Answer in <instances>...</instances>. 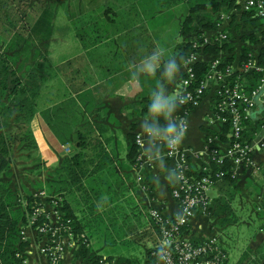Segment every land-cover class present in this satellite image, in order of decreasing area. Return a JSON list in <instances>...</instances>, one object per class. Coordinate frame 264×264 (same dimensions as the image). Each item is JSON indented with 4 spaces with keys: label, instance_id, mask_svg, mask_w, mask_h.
Wrapping results in <instances>:
<instances>
[{
    "label": "crops",
    "instance_id": "obj_1",
    "mask_svg": "<svg viewBox=\"0 0 264 264\" xmlns=\"http://www.w3.org/2000/svg\"><path fill=\"white\" fill-rule=\"evenodd\" d=\"M51 6V39L37 44L17 64H22L19 74L28 72L45 80L30 122L36 139L32 165L46 173L49 190L56 193L61 188L80 222L82 235L105 237L88 244L82 252L78 243L62 235L59 264H91L93 256L100 257L99 264H127L122 259L145 264V254L141 262L133 254L115 257L100 251L114 243L107 235H123L122 250L135 253L137 249L126 248V238L137 247L142 241L131 239L129 234L142 233L155 243L157 233L151 226L150 211L158 210L167 218L179 213L171 198L175 159L166 154V139L180 133V123L157 116L162 105L176 100L179 93L185 64L177 57L183 48L192 41L209 45L220 30L202 32V37L184 34L182 26L189 13L185 1L168 5L165 0H28L24 8L35 13ZM57 20L66 33L56 37ZM158 21L174 22L178 26L174 42H178L177 37L180 42L160 45L165 37L157 41L148 29ZM5 43L0 39V53L5 51ZM212 58L200 53L197 62ZM213 101L212 90L184 117L187 130L177 137L193 173H201L208 165L205 145L210 136L216 138L210 134L215 131L210 126ZM262 116L256 107L250 117L261 121ZM263 129L256 134L255 143L264 140ZM137 137L142 139L141 147L136 144ZM134 152L132 160L129 156ZM74 155L79 158L77 184H71V177L67 179L65 174L56 180L55 172H62L63 162ZM237 173L236 179L225 178L210 190L215 192L214 197L209 196L210 215L194 219L188 237L197 241L215 237L225 253V264H264V149L259 144L254 145L252 165ZM34 197L41 199L39 193ZM49 200L47 205L41 203L48 211ZM50 221L55 225L59 222L55 216ZM20 238V264H51L41 253L44 237L24 223ZM106 241L109 243L103 244Z\"/></svg>",
    "mask_w": 264,
    "mask_h": 264
},
{
    "label": "trees",
    "instance_id": "obj_2",
    "mask_svg": "<svg viewBox=\"0 0 264 264\" xmlns=\"http://www.w3.org/2000/svg\"><path fill=\"white\" fill-rule=\"evenodd\" d=\"M165 1L168 5L183 1L187 3L189 13L183 23L182 31L184 34L190 33L195 35V37H202L201 33L205 31L217 32V24L220 23V16L223 14L229 15L228 13L231 9L237 10L234 0ZM24 2H28V0H0V39L6 42L5 51L0 53V78L3 76L0 81V128L2 122L11 120L14 111L17 113L14 120L17 123L21 122L25 124V126L21 127V139L11 134V136L0 134V264H20L23 261V256L21 257V248L23 246L20 243V225L27 224V219L31 217L38 207H41L40 200L29 196L24 202L22 197L14 195L8 183H2L1 181L3 176L8 177L11 175L9 169H11L12 165L8 158L14 152L13 145L15 140L18 141L19 145L25 143L31 144L32 146L35 145L28 124L36 113L37 102L40 96V86L37 82L41 76L35 77L30 74V76L24 74L18 76L22 69V64L18 66L17 64L20 61V57L24 55L28 56L33 47L35 48L37 44L48 42L53 34V6H51L52 8L40 9L35 13H30L25 10ZM235 20H238L239 24L231 26L235 24ZM232 29L238 32V40L245 43V45L241 44L239 52L235 50L236 43L232 41L235 37L231 33ZM218 33H225L226 39L218 42L214 41L202 49L196 50V53L198 55L200 53H208L213 58L221 57V66H219L221 71H224L226 66L238 67L241 71L235 70L232 82L240 81L244 85L246 92L251 93L259 89L264 77V26L260 23V20L249 12L239 11L238 14L230 13L227 25L223 28L222 32L219 31ZM183 50L177 58L180 59V63L183 62L185 64L189 56L187 53L192 50L191 42L186 44ZM250 59L255 60L257 67L263 71L250 70L243 72L242 67L248 64ZM211 62L212 60L206 63L197 62L194 64L193 71L195 78L187 91L193 92L199 86L200 82L205 79L209 72ZM8 74L13 78L10 83H7ZM23 78L26 81H23ZM183 78H185L184 74L182 76ZM208 93L205 94V97ZM9 100L11 103L13 102L12 106L14 108L5 102ZM261 100H264V96ZM211 107L214 109V101ZM193 109L190 103L181 104L176 99L162 105L161 113L157 117H165L167 120L176 117H186ZM260 114L264 115V112ZM262 117L263 119L261 121L251 120V117L247 118L244 122L245 132L242 138L243 141L250 144L254 142L256 134L258 132L260 133L262 128H264V116ZM228 130L229 125L222 124L219 136L216 135L223 143L227 144L230 142V139L225 137V133ZM135 155L134 152L129 157L133 160L136 157ZM78 159V155H74L72 158L63 162L65 167L61 173L65 174L67 179L71 177V184H77L78 181L75 180V169L78 166ZM212 169L215 172L220 171L218 168L212 167ZM196 175L203 176L202 173H196ZM55 194L59 198L55 196L49 200V204L52 203V200L57 202L58 210H60L61 225L66 228L67 233L73 235L74 241L80 245V250L86 252L88 237L82 235L79 220L74 215L70 205L64 200V194H62L61 188ZM150 222L152 228L158 233V228L154 226V222L151 219ZM43 223L41 218H37L32 228L41 226ZM81 236H84V238H81ZM149 251L146 253L145 264H148L147 256ZM99 260L100 257L93 256L90 259V263L99 264ZM121 261H126L127 264L133 263L128 259H122Z\"/></svg>",
    "mask_w": 264,
    "mask_h": 264
},
{
    "label": "built area",
    "instance_id": "obj_3",
    "mask_svg": "<svg viewBox=\"0 0 264 264\" xmlns=\"http://www.w3.org/2000/svg\"><path fill=\"white\" fill-rule=\"evenodd\" d=\"M234 2L238 11L254 14L264 26V0H234ZM227 21L228 16H220V23L217 24L220 32L223 31ZM225 39V33H216L211 43ZM197 45L192 43V50L185 63V78L180 81V91L176 99L181 104L190 103L193 108H196L201 105L205 94L213 90L214 111L210 126L215 131L210 134L219 136L221 125L228 124L229 130L225 133V137L230 139V142L223 143L217 136L216 138L210 136L207 139L205 149L208 154V165L201 170L203 176H197L191 171L186 153L179 149L177 143L178 135L187 130L184 117L174 118L180 123L178 128L180 133L166 139V154L170 159H175L171 198L178 204L179 213L167 218L158 210L149 212V217L154 222V226L158 228V233L155 244L147 256L148 264H225L226 256L217 239L215 237H209L202 241L191 239L188 237V227L191 226L194 219L210 215L212 200L208 193L216 183L225 178L236 179L239 169L252 165L254 145L259 144V147L264 149V140L252 144L242 140L245 132L244 122L256 107L254 100L264 85V77L259 89L248 93L240 81L232 82L235 70H241L236 66H226L225 70L221 71L219 69L221 57H215L210 63V69L205 79L193 92L187 91L195 78L193 66L197 63L199 56L196 50L205 47ZM242 68L243 72L263 71L257 67V63L253 59H250L249 63ZM136 144L141 147L142 139L140 137H137ZM140 160L141 157L138 158V162ZM211 166L220 169V171H213ZM49 206L48 211L41 204V207H38L28 218V226L32 228L35 220L41 218L44 223L32 228L38 235L46 239L41 253L48 257L51 264H59L63 255L62 235H67L74 243L75 241L73 235L67 233L61 222L55 225L50 221L51 216L58 208L57 202L52 200Z\"/></svg>",
    "mask_w": 264,
    "mask_h": 264
},
{
    "label": "rangeland",
    "instance_id": "obj_4",
    "mask_svg": "<svg viewBox=\"0 0 264 264\" xmlns=\"http://www.w3.org/2000/svg\"><path fill=\"white\" fill-rule=\"evenodd\" d=\"M27 3L28 2H24V5H26ZM168 12H169V10L165 11V13H168ZM230 13L231 14H233V13L238 14L239 11L231 9L228 14L230 15ZM229 15H226V16H228V20H229ZM238 20L237 21L235 20L234 21L235 24H232L231 26H235V25L239 24ZM227 23H228V21H227ZM61 26H62V24H60V22L58 20H57V23H54V27H55L54 28V31H55L54 35L56 37L62 36L66 33L64 28H61ZM148 29L150 32L154 33L157 41H158V38L160 36L165 37V40L161 41L160 45H166L168 42H170L172 45H174V44H177L178 42H180V37H177V39H176V41L178 40V42H176V43L174 42V36L177 34L178 26H176V24H174V22H172V21L153 22L152 24L148 25ZM73 32H75V30H73ZM214 33H216V32H214ZM231 33L233 34V36H235L234 39L232 40V41H234V43H236L235 44V46H236L235 50L237 52H239L240 51L239 48L241 47V44L245 45V43H243L241 40H238V32H236L235 29H232ZM191 43H193V41ZM237 47H239V48H237ZM44 70L48 74H50V71H49L50 69L47 68L46 66H44ZM22 74H18V76H22ZM29 74H31V73H28V72L24 73V75L30 76ZM52 74H54V71L52 72ZM2 77L3 76H1L0 81L2 80ZM12 79H13L12 76L10 74H8L7 75V83H10L12 81ZM23 81H26V79L23 78ZM44 82H45V80H40L37 83L39 86H41V85H43ZM42 98H44V97H42ZM5 102H7L8 105L12 106L13 102L11 103L10 100L5 101ZM43 102L44 101H40V103H43ZM12 107L14 108V106H12ZM16 115H17V113H16V111H14L10 121L2 122V125L0 128V134H5L8 136L14 135V137L21 139V135H22L21 127L25 126V124L21 123V122L17 123L14 120ZM28 126H29V130L31 132V135L33 134L32 139H33V142L35 143L36 139L34 136L33 127H31L30 123L28 124ZM12 138H13V136H12ZM37 138H38V136H37ZM72 142L77 143V140L74 139ZM13 146H14V152L12 153L11 157L8 158V160L10 161V164L12 165L11 169H9V171L11 172V175L8 177L3 176L1 178L2 183H8V186L11 187V190H13V192L16 193L18 195V197H22L24 202L26 201L27 197L31 196V197L35 198L34 196L38 195V193H39V196L41 198L40 199L41 203L46 202L45 205H47L48 199L55 197L56 194L54 193V191L49 190L48 185L45 184V180L47 179L45 177L46 173L42 169H40L41 167L38 166L36 169H34L35 167L33 168V165H32L33 162L32 161L34 160V157H35L34 151L36 150V148H34V147H36V143L33 146L31 144H28V143L19 145L18 141L15 140ZM27 155H29L30 158L29 157L26 158ZM61 175L63 176V173L58 172V171L55 172V179L59 181L62 177ZM208 195L210 197H214L215 192H213V191L209 192ZM56 197L59 198L58 196H56ZM23 207H24V205H23ZM58 209L59 208H57L55 210V213L53 214V216L57 217L58 221L61 222V218L59 215L60 210H58ZM127 212L129 214H132L131 213L132 211L131 212L127 211ZM130 218L131 217L128 216V219H130ZM28 223H29V221L27 219V225H28ZM128 225H130V223H128ZM231 233H232L231 235H233L234 232L231 231ZM129 235H130L131 239H135L138 242L142 241V245L137 247L133 244L132 240H130L129 238H126V241L128 240L126 242V248L137 249V251L135 253H128L129 249H127L128 252L122 250L123 248H125L124 244H122V241H121V239L124 238L123 235H121V236L120 235H115V236L113 235V237L107 235L106 238H108V240L113 239L114 243L117 247L115 249L109 248V247H114L115 245L112 246L114 243H109L106 241L103 244L109 243V247L102 249L100 251L101 254L105 255V256L106 255H113L115 257H117L118 255H120V256L127 255L128 256L130 254H133L135 257H137L139 259V261L142 262L143 258L145 257V255L147 253V252L145 253V250L151 249L155 243L151 239H149L148 237L147 238L142 237V233L137 234V235H134V234H132V235L129 234ZM104 238L105 237H103V236H98L96 238L89 237L88 238V244L95 242L98 239L104 240ZM222 239H223V242H225V238L222 237ZM90 240H91V242H90ZM123 243H124V241H123Z\"/></svg>",
    "mask_w": 264,
    "mask_h": 264
},
{
    "label": "water",
    "instance_id": "obj_5",
    "mask_svg": "<svg viewBox=\"0 0 264 264\" xmlns=\"http://www.w3.org/2000/svg\"><path fill=\"white\" fill-rule=\"evenodd\" d=\"M264 96V85L261 87L256 99L254 100L256 107L259 108V113L264 112V104L261 101V98Z\"/></svg>",
    "mask_w": 264,
    "mask_h": 264
}]
</instances>
